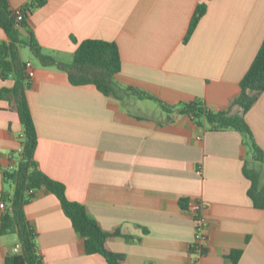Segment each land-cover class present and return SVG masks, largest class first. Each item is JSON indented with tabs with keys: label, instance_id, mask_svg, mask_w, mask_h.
<instances>
[{
	"label": "crops",
	"instance_id": "0c3cea01",
	"mask_svg": "<svg viewBox=\"0 0 264 264\" xmlns=\"http://www.w3.org/2000/svg\"><path fill=\"white\" fill-rule=\"evenodd\" d=\"M30 1L9 3L16 10ZM200 4L205 13L184 41ZM28 22L42 52L60 63L70 64L84 40L114 42L122 88L169 107L202 100L213 111L240 115L231 101L264 40V0H46ZM0 42L8 43L1 29ZM35 60L25 92L37 134L34 159L110 234L106 247L121 264H190L193 221L181 202L193 200L205 204L210 224L201 264H225L234 250L241 251L237 264H264V209L253 206L243 174L244 166L256 171L264 189V167L240 133L211 131L161 108L151 113L146 99L116 100L91 85L74 86L65 72ZM13 85L0 73V90ZM244 119L264 152V92ZM21 141L14 105L0 98V203L12 195L2 174L17 161ZM24 211L42 264H107L85 254L51 193L37 192ZM15 245V235L0 236V264L18 252Z\"/></svg>",
	"mask_w": 264,
	"mask_h": 264
},
{
	"label": "trees",
	"instance_id": "16d2710c",
	"mask_svg": "<svg viewBox=\"0 0 264 264\" xmlns=\"http://www.w3.org/2000/svg\"><path fill=\"white\" fill-rule=\"evenodd\" d=\"M45 2L46 0H31L29 4L15 10L11 8L9 0H0V29L8 39V43L0 42V73L3 79L9 76L14 79L11 89L0 90V98L13 103L22 125L18 159L12 162L11 169H5L2 174L3 184L12 189V195L10 199L8 195L2 199L8 202V207L0 219V236L15 235L16 244L20 247L18 252L6 257V264H42L36 245V232L24 211L25 206L41 190L57 198L73 230L83 240L86 255H100L107 264L122 263V257L106 247L110 234L98 226L83 205L67 199L63 184L52 180L38 168L34 159L37 134L25 94L30 84L24 71V62L19 55L21 45L28 47L41 66L54 67L65 72L69 82L74 86L91 85L103 95L116 100H123L126 97L152 100L167 115L188 116L197 124L206 123L211 131L233 130L240 133L252 153L253 161L264 167V152L256 145L244 119V115L264 92V40L239 82V94L231 101V106L238 108L240 115H231L230 111H213L202 100L182 102L169 107L135 88H122L116 84L115 76L120 72L121 60L114 42L84 40L79 43L70 64L60 63L54 57L44 54L35 39L28 18L34 9L43 6ZM205 9V4L197 6L184 41L192 34ZM18 14L22 15L21 20H18ZM21 31L27 34L26 42L21 39ZM243 174L250 181L248 196L253 206L264 209V189L258 188V173L244 166ZM181 207L186 209V201L181 202ZM240 254L239 250L231 251L224 258L225 264H237Z\"/></svg>",
	"mask_w": 264,
	"mask_h": 264
},
{
	"label": "built area",
	"instance_id": "2783aa9c",
	"mask_svg": "<svg viewBox=\"0 0 264 264\" xmlns=\"http://www.w3.org/2000/svg\"><path fill=\"white\" fill-rule=\"evenodd\" d=\"M22 19V15L18 14V20ZM24 71L30 82L35 75V69L31 62L24 63ZM13 163L11 162L8 167L11 169ZM10 199V197H8ZM6 202L2 201L0 203V209H5ZM206 206L203 202L199 200H193L187 203L185 212L191 217L193 221V240L188 246V256L190 264H201L204 257L205 249L208 243L209 237V220L205 215ZM19 245H15V249L19 250Z\"/></svg>",
	"mask_w": 264,
	"mask_h": 264
},
{
	"label": "rangeland",
	"instance_id": "374dc122",
	"mask_svg": "<svg viewBox=\"0 0 264 264\" xmlns=\"http://www.w3.org/2000/svg\"><path fill=\"white\" fill-rule=\"evenodd\" d=\"M22 39L24 42L27 41V38L25 36ZM19 51L21 54L20 56L22 61H30L34 65H37L35 58L33 57V55L31 54L30 50L26 45H21ZM143 104L147 106V108L151 111V113H155L156 110H161L159 105L153 101L146 100L143 101ZM133 108L135 109V106H133ZM157 113H159V111Z\"/></svg>",
	"mask_w": 264,
	"mask_h": 264
},
{
	"label": "water",
	"instance_id": "95a60500",
	"mask_svg": "<svg viewBox=\"0 0 264 264\" xmlns=\"http://www.w3.org/2000/svg\"><path fill=\"white\" fill-rule=\"evenodd\" d=\"M21 35L27 36L26 32H24V31H21Z\"/></svg>",
	"mask_w": 264,
	"mask_h": 264
}]
</instances>
